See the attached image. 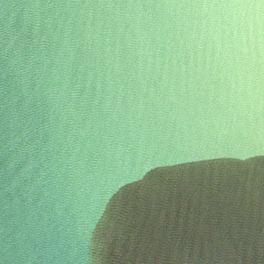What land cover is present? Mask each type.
<instances>
[{"label": "water", "instance_id": "water-1", "mask_svg": "<svg viewBox=\"0 0 264 264\" xmlns=\"http://www.w3.org/2000/svg\"><path fill=\"white\" fill-rule=\"evenodd\" d=\"M0 264H264V0H0Z\"/></svg>", "mask_w": 264, "mask_h": 264}]
</instances>
